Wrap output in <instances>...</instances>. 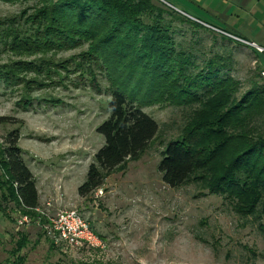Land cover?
<instances>
[{"label": "trees", "instance_id": "1", "mask_svg": "<svg viewBox=\"0 0 264 264\" xmlns=\"http://www.w3.org/2000/svg\"><path fill=\"white\" fill-rule=\"evenodd\" d=\"M29 1H35L29 10L0 20V50L17 58L0 64V87L26 92L48 79V67L42 59H24L84 46L68 63L87 74L96 91L94 70H106L109 80L108 117L96 129L103 144L77 189L79 197L98 190L107 175L148 149L159 126L143 108L162 104L190 108L179 136L161 152L162 182L171 189L195 184L228 201L241 218L264 222V80L259 75L241 92V83L229 75L228 56L190 72L192 64L175 52L171 21L164 16L196 25L157 0H0ZM128 88L129 99L122 93ZM6 121L0 118V125ZM18 141V133L11 132L0 149V199L35 222L38 194ZM26 243L20 234L10 252L18 264Z\"/></svg>", "mask_w": 264, "mask_h": 264}, {"label": "rangeland", "instance_id": "2", "mask_svg": "<svg viewBox=\"0 0 264 264\" xmlns=\"http://www.w3.org/2000/svg\"><path fill=\"white\" fill-rule=\"evenodd\" d=\"M34 4L0 2V20ZM164 18L171 21L175 52L184 53L192 64L190 72L204 70L215 57L228 56L229 75L241 83V92L248 87L247 78L259 75L239 47L220 42L205 28ZM85 49L24 59L46 61L48 79L29 85L26 92L0 87V118L7 120L0 125V149L5 137L16 131L17 146L37 188L38 209L50 216L75 210L105 247L97 251L54 246L31 221L16 231L15 220L21 214L0 199L5 211H0V264H18L10 252L20 234L27 241L19 253L21 264H264L263 221L241 218L228 201L195 184L171 189L161 180L157 170L161 152L179 136L190 108L162 104L143 108L159 126L148 149L107 175L98 190L78 196L87 168L103 144L96 129L108 117L110 99L106 70H94L96 91L90 77L68 63ZM16 59L0 50V64ZM130 92L128 88L122 93L129 99Z\"/></svg>", "mask_w": 264, "mask_h": 264}, {"label": "crops", "instance_id": "3", "mask_svg": "<svg viewBox=\"0 0 264 264\" xmlns=\"http://www.w3.org/2000/svg\"><path fill=\"white\" fill-rule=\"evenodd\" d=\"M161 1L178 16L196 25L194 28H205L210 35L218 38L220 42L231 43L233 46L239 47L243 50L242 55L250 56L251 59L247 58L250 61V68L256 71L259 76L261 73L264 74V52L260 53L253 47L229 38V36L235 37L264 50V0ZM245 63L247 61L243 62L245 66L249 64V62ZM261 78L264 80V76ZM245 81L249 86L251 79L247 78ZM46 204L50 206V203L46 202Z\"/></svg>", "mask_w": 264, "mask_h": 264}, {"label": "built area", "instance_id": "4", "mask_svg": "<svg viewBox=\"0 0 264 264\" xmlns=\"http://www.w3.org/2000/svg\"><path fill=\"white\" fill-rule=\"evenodd\" d=\"M220 33V32H219ZM234 41L244 43L262 53L264 50L257 48L254 44L245 43L235 37L229 36ZM264 74L261 73V77ZM48 207V204H46ZM38 215L36 224L41 228L46 238L54 245L73 248L76 250H103V241L91 230L88 223L75 211H60L54 216L48 215L36 208ZM30 223L27 216H21L15 220L16 231Z\"/></svg>", "mask_w": 264, "mask_h": 264}, {"label": "water", "instance_id": "5", "mask_svg": "<svg viewBox=\"0 0 264 264\" xmlns=\"http://www.w3.org/2000/svg\"><path fill=\"white\" fill-rule=\"evenodd\" d=\"M159 2H161L162 4H164L161 0H158ZM164 5H166V4H164Z\"/></svg>", "mask_w": 264, "mask_h": 264}]
</instances>
